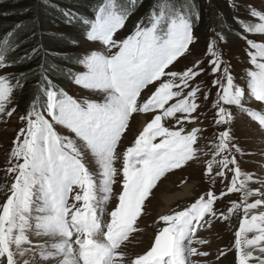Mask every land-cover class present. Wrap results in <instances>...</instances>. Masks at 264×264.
<instances>
[{
	"label": "snow or ice",
	"instance_id": "snow-or-ice-1",
	"mask_svg": "<svg viewBox=\"0 0 264 264\" xmlns=\"http://www.w3.org/2000/svg\"><path fill=\"white\" fill-rule=\"evenodd\" d=\"M43 2L71 32L38 30L30 6L0 9L4 20L24 17L0 24V125H22L4 168L0 264H221L229 254L264 264V164L243 166L264 159V0L216 7L204 53L183 66L214 0H148L124 36L145 0H95L87 11ZM46 35L67 51H50ZM229 35L244 41L242 82L224 55ZM242 120L257 148L238 138ZM189 168L207 187L159 214L150 246L134 251L154 190ZM233 219L232 244L212 253L200 233Z\"/></svg>",
	"mask_w": 264,
	"mask_h": 264
},
{
	"label": "rangeland",
	"instance_id": "rangeland-1",
	"mask_svg": "<svg viewBox=\"0 0 264 264\" xmlns=\"http://www.w3.org/2000/svg\"><path fill=\"white\" fill-rule=\"evenodd\" d=\"M223 2V7H225V0ZM219 7L222 6L221 3L218 4ZM218 7V6H217ZM225 11L227 9L225 8ZM214 12L212 8H209V10L206 13V21L204 25V35L199 36L198 43L195 44V47L193 49V56L188 57L187 60H182V63L180 66H183L185 64H188L189 61H192L194 59L199 58L205 51L206 45L209 39V36L211 35L209 28L210 26H217L218 21L214 18ZM56 31V29H54ZM127 33L122 30L119 35L124 36ZM250 38H258V37H250ZM224 49V55L225 58H233L232 63L235 67V72L238 75L240 81L242 82L244 80L243 75V53L241 49L244 47V41L240 40L237 35H229L228 36V43L227 45H222ZM202 80L208 81L211 79L209 76L201 77ZM70 86V85H69ZM78 91V90H77ZM215 91V90H213ZM22 99V98H21ZM20 99V104L22 105V101ZM206 111V110H205ZM209 119L211 118V112H208ZM141 118H137V120L132 124V133H129L127 135V139L124 141L125 144H127L132 138L133 134L135 133L136 129L140 126ZM21 123L15 119V117L6 125H0V202H2L5 198V193L7 191V185L8 180L10 177H5L4 175V168L7 166L6 156L8 149L10 147V142L13 139L16 130H18L19 127H21ZM205 126H207V122L205 123ZM237 136L240 139L242 144H246L248 148H257L259 139L258 135L255 132V126L254 125H248L243 120L237 127ZM246 163L243 165L245 169H251V170H259V166L261 164H264V159H261L259 156H253V157H245ZM191 176V179L189 181V186L191 187V193L184 198H181L179 201L173 206H171L170 209H175L177 205H183L184 203L190 202L188 198L197 195L199 188H206L207 185H201L199 181V169L196 168H189L186 169L184 172L177 171V173L173 176H171L168 180H166L163 185L158 187V190H154L156 192L155 198L152 199L151 205L147 210V215L144 216L145 224L142 225L144 231L138 235L133 241V249L136 252H140L143 249H146L150 244L152 243L153 234L154 231L157 228V225L154 224V220L157 219L159 215V209L163 205V201L161 198L162 194H172V193H178V192H184L185 187L179 185V180L183 178L184 176ZM217 189H220L222 186L218 183L216 185ZM119 189L118 187L114 186V192H113V201L109 202L108 208L109 210L113 206V203L115 202V196L117 195ZM237 195L233 194L231 195L230 199H237ZM227 203V201H225ZM169 211V210H168ZM167 211V212H168ZM166 212V213H167ZM238 226V221L236 219H233L230 226L225 225L224 223H216L214 224L212 230L209 231H202L200 235L207 236L211 239V247L210 251L212 253H217L218 249L225 248L226 246H230L233 241V233L235 228ZM214 259V256L212 257ZM233 261V255L229 254L228 258L226 260H222L221 264H232Z\"/></svg>",
	"mask_w": 264,
	"mask_h": 264
},
{
	"label": "trees",
	"instance_id": "trees-1",
	"mask_svg": "<svg viewBox=\"0 0 264 264\" xmlns=\"http://www.w3.org/2000/svg\"><path fill=\"white\" fill-rule=\"evenodd\" d=\"M223 0H214V6L213 10L218 6L219 3L222 4L221 7H223ZM56 3H58L61 7L63 6H73L80 11H87L89 5L95 3V0H55ZM199 2L203 5L204 0H199ZM25 6H30L32 11L29 14L31 17L38 16L40 18V26L38 30L42 29L46 34L48 33H57V32H71L72 29L65 28L62 24L59 22V16L56 11H54L52 8L46 7L43 0H0V9H20ZM148 6V0H145V4L143 8H140L139 11L136 12V14L128 21L126 28L124 31L128 33L135 24L136 20L144 14ZM209 10V8L205 7L204 9V19L199 24L197 28V34L198 36L204 35V25L206 21V13ZM20 19H24V17L19 15H9L7 20H4L2 17H0V24L7 25L8 23H11L12 21H18ZM56 29V31H54ZM66 41L61 42L57 41L48 35L45 36V45L46 47H49L50 51L52 52H62L67 51L65 47ZM53 62L59 63L58 59H54ZM28 94L27 91L25 92L23 98L21 99L22 105L21 110H24V105L27 103Z\"/></svg>",
	"mask_w": 264,
	"mask_h": 264
},
{
	"label": "bare ground",
	"instance_id": "bare-ground-1",
	"mask_svg": "<svg viewBox=\"0 0 264 264\" xmlns=\"http://www.w3.org/2000/svg\"><path fill=\"white\" fill-rule=\"evenodd\" d=\"M191 193V187L188 186L187 188L184 189V192H178L176 193H172V194H162L161 198L163 201V205L160 207L159 209V214H164L166 213L168 210H170L171 206H173V204H175L177 202V200L179 201L181 198H184L185 196L189 195Z\"/></svg>",
	"mask_w": 264,
	"mask_h": 264
}]
</instances>
